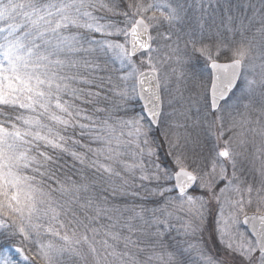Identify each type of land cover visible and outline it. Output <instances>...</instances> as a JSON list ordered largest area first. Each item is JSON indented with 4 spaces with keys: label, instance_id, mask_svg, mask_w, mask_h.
Wrapping results in <instances>:
<instances>
[{
    "label": "snow or ice",
    "instance_id": "6c2138e0",
    "mask_svg": "<svg viewBox=\"0 0 264 264\" xmlns=\"http://www.w3.org/2000/svg\"><path fill=\"white\" fill-rule=\"evenodd\" d=\"M186 18L180 0H0V264H264V214L246 212L254 190L264 208V166L256 189L232 137L220 132L205 153L198 140L190 148L188 137L170 135L173 101L158 74L196 53L225 70L192 101H202L200 123L215 126L241 81L264 97V15L259 65L243 36L229 64L213 60L195 29L183 32L181 50L175 26ZM101 58L119 62L121 84L96 75L106 70ZM118 197L131 203L108 207ZM113 211L132 215L121 221ZM241 215L251 228L234 236ZM103 218L111 223L90 227ZM209 231L230 260L208 246Z\"/></svg>",
    "mask_w": 264,
    "mask_h": 264
},
{
    "label": "trees",
    "instance_id": "16d2710c",
    "mask_svg": "<svg viewBox=\"0 0 264 264\" xmlns=\"http://www.w3.org/2000/svg\"><path fill=\"white\" fill-rule=\"evenodd\" d=\"M200 1L199 3H196L195 1H187L184 0L186 6L189 7L187 12V18H194L193 23L191 24V28L188 27V22L186 24L187 27H184L180 29V24L176 25L175 28L177 31L181 33V39L179 41V47L181 50H183L184 46V37L183 32L184 31H190L191 29H195L197 32V35H201L199 32L201 31L203 36L205 37L203 40V44L207 45L213 60L217 61H229L231 60V49H233L237 43H239L241 36L246 37L245 43L251 41L253 46L252 51V57L254 60L257 61L260 57V43H261V36L260 33L257 31L258 28H260V19L261 16L264 15V0H211V1ZM145 2H151V0H145ZM201 7L203 8V11H201ZM158 14V13H157ZM203 17V19L200 20V18ZM233 19H239L234 20L231 22L229 18ZM197 18V19H196ZM204 18H207L204 20ZM103 22V21H102ZM235 23V27L233 26ZM243 24V28L245 27V30H243V33L240 34V27L239 25ZM167 24H165L164 28H167ZM211 27L215 30L216 34L209 33ZM164 30L163 28L161 29ZM217 30V31H216ZM233 33L232 34H229ZM155 35V33H153ZM232 42V43H229ZM217 46L220 48L219 55H217ZM197 47H200V45H197ZM189 53H191V48L188 49ZM182 54V53H181ZM255 60V61H256ZM208 61L207 55L196 53L195 55L191 56V59L188 57H184V63L182 65L187 68L188 77L194 76L195 71L203 68V66ZM173 61L166 62L165 65L169 66L172 64ZM98 63L101 65V69L106 70H98L96 75L108 77L111 76L113 85L121 84V81L118 79L121 76V71H119L120 67L118 66V63H112L109 60H106L105 58H101ZM205 69V68H204ZM208 71V70H207ZM200 77V76H199ZM200 81L201 78H198ZM208 78H206V84L208 83ZM196 81V79H195ZM242 85V82L241 84ZM239 89V87L237 88ZM241 95L239 98V101L235 104V118H239L242 121H249L250 127L252 128V121L249 120L248 117H254L257 115V111H255L256 105L252 107V105H249L250 108H247L248 101L251 99V93H247L245 91L241 90ZM114 99L112 97L109 98V103L111 100ZM245 103V104H244ZM257 104V103H256ZM81 107H86L85 105H80ZM97 107H105V103L101 102L100 104L96 105ZM189 119L187 120H181L182 125L179 128H184L185 131H189L191 133V140L189 142V147H197L196 141H199V148L203 149V151L206 153L207 149L210 145H212V139L209 137L210 134V128L203 127L199 124V122L196 120V118L200 119V113H196V115L190 111L189 112ZM241 122V121H239ZM190 127V128H189ZM189 128V129H188ZM237 131V129H235ZM180 136V135H179ZM181 137V136H180ZM183 142V141H182ZM92 147H96V144H92ZM243 146H247V148L250 150V152L253 151L255 146L253 147V144H249L248 141H245ZM123 150V149H122ZM63 163V162H62ZM68 165L71 166L72 160L68 159L67 161ZM239 163L241 165L242 170L247 176V180L249 184H254L255 188L258 186L257 181V175L254 169L251 167L250 170V164H247L245 159L239 158ZM78 167V165H77ZM239 175V171L237 173ZM138 175V173H137ZM75 178V177H73ZM125 203H131V201L128 198H120L111 201V203L108 205V207H112V205H115L116 208H122V206ZM138 204L139 201H136ZM138 210V209H137ZM94 214V213H90ZM109 215L113 216V218H119L121 221L126 219L128 216L132 215L131 212H123L121 215L120 212L113 211L109 213ZM111 221L107 220V218H103L100 221L97 222L95 225H90V227H99L101 224H109ZM138 223V221L136 222ZM177 226V225H175ZM106 229H102L101 235H98L96 237L97 240H101L105 237H103V231ZM112 231H117L121 234V236L128 235L127 229L120 228L119 226H116L112 229ZM91 235V233H89ZM175 235V233H173ZM132 239H137L136 235L132 236ZM204 239L207 241L208 246L212 249L213 252H216L217 250H220L219 247H222L218 239H215L212 235V233L209 231L207 234L204 235ZM109 243H114L111 238H108ZM214 244V245H211ZM124 241L121 239L118 242V250L123 249ZM16 247H23L25 249V254L32 255L34 253V249L29 251L31 246L26 242H20L19 238H17ZM143 247V245H141ZM18 258V257H17ZM141 259L144 258L143 255L140 256ZM39 264V261L37 262Z\"/></svg>",
    "mask_w": 264,
    "mask_h": 264
},
{
    "label": "rangeland",
    "instance_id": "374dc122",
    "mask_svg": "<svg viewBox=\"0 0 264 264\" xmlns=\"http://www.w3.org/2000/svg\"><path fill=\"white\" fill-rule=\"evenodd\" d=\"M187 1H195L196 3H199L203 0H187ZM207 1V0H204ZM211 1V0H209ZM208 1V2H209ZM161 2H168V0H161ZM182 4L185 5L186 11L189 9L188 6H186L184 0H180ZM197 19V18H196ZM207 18H204L206 20ZM201 20V19H200ZM238 20L239 19H233L231 20ZM194 18H186L184 21H182V24H180V29L187 27V22L190 23V25L193 23ZM183 25V27H182ZM235 27V23L233 25ZM241 31L240 34L243 33V30H245V27L243 28V24L239 25ZM217 31V30H216ZM202 34V32H199ZM209 33H215V30L213 27H211ZM229 34L230 33L229 31ZM184 48V46H183ZM260 55V53H259ZM233 59L232 52H231V60ZM256 60V59H255ZM254 58L252 62H254L256 65H259L261 61H255ZM211 60L208 59L206 64L203 66L201 71L197 70L195 71L194 76L188 77V70L186 67L182 65V63H176L175 60H173L172 64L167 66L165 63H163L159 67V76L161 78V86L164 88V92L162 95L165 98V101L171 100L173 101L172 107L165 108V111L167 113L172 114L170 117V120L168 123L172 124L173 127L171 129H167L173 137L176 135H180L181 137H188L189 142L191 140V133L189 131L184 132V128H179L182 125L181 120L189 119L190 115L189 112L192 111L195 115L198 112L197 110L201 107V103H194L192 101H195L198 97H202L206 92H208L209 84H210V70L208 68V64ZM118 66L120 67L119 62L117 61ZM205 68V69H204ZM144 70V69H141ZM208 70V71H207ZM258 70V69H257ZM124 73H121L123 75ZM200 76V77H199ZM198 78H201L200 81ZM206 78H208V83L206 84ZM196 79V81H195ZM166 81V84H165ZM242 85H240L239 89L235 91L234 94L231 95V98L227 101V103L221 102V111L216 113V116L220 117L221 119L217 120L216 125L210 128V134L209 137H211L212 144H215L216 137L219 135L220 132L224 133L223 139L227 140L229 137H232L233 141V147L235 150L240 153L239 158L245 159L247 164H250V170L251 167L254 169L257 175V181L258 186H256V189H259L261 187V176H260V169L262 166H264V137H261L258 133V129L260 125L264 124V115H262V112H264V97L261 96L259 89L256 90L251 95V99L248 101L249 104H247V108H250L249 105H256L255 111H257V115H255L253 118L248 117L249 120L252 121V128L250 127L249 121H242L239 118H235V104L239 101L241 90L243 89V81ZM122 83V82H121ZM129 85L131 84V81L127 82ZM246 92V91H245ZM257 103V104H256ZM245 104V103H244ZM137 111H139L140 105L138 102L136 103ZM196 120L199 122V124L203 127H207V122H204L203 124L200 123V119L196 118ZM241 121V122H239ZM223 125L222 128H220V125ZM176 125H180L177 127ZM167 128V125L165 126ZM190 128V127H189ZM188 128V129H189ZM237 129V131L235 130ZM253 129H256L257 131H253ZM240 140L248 141L249 144H253V147L256 148L253 149L252 152L247 148V146H243L239 144ZM221 146H223V141H220ZM129 162H131L129 158ZM223 186V185H221ZM234 198H236L234 196ZM244 198L247 200L248 195L245 192ZM252 205L250 207L246 208V212L249 211H257L258 205H257V194L254 190L252 193ZM260 213L264 214V208L260 209ZM242 216V215H241ZM177 227L179 225L177 224ZM208 232H205L207 234ZM236 233L240 234H247L246 228L240 223L236 225L235 228L232 229V234L235 236ZM204 234V235H205ZM214 245V244H211ZM220 250V256L222 259L230 260L231 258L226 256L224 254L223 245L222 247H219Z\"/></svg>",
    "mask_w": 264,
    "mask_h": 264
},
{
    "label": "water",
    "instance_id": "95a60500",
    "mask_svg": "<svg viewBox=\"0 0 264 264\" xmlns=\"http://www.w3.org/2000/svg\"><path fill=\"white\" fill-rule=\"evenodd\" d=\"M232 61V60H231ZM231 61H225V62H219V61H215L216 63L218 64H229L231 63ZM211 64H212V61L209 63V69H210V72H211V81H210V85H209V89H208V92L210 93V89H211V82L212 80L217 76V75H220L222 72H224L225 70H216V69H213L211 67ZM144 71V70H143ZM147 87V85H146ZM138 90V89H137ZM141 104L143 103V101H139ZM257 214H263V213H258V212H255V211H249L247 212V215L249 217L253 216V215H257ZM240 223L246 228L247 232L250 230L251 228V225L250 224H245L244 223V218H243V215L240 217Z\"/></svg>",
    "mask_w": 264,
    "mask_h": 264
},
{
    "label": "flooded vegetation",
    "instance_id": "af4514ba",
    "mask_svg": "<svg viewBox=\"0 0 264 264\" xmlns=\"http://www.w3.org/2000/svg\"><path fill=\"white\" fill-rule=\"evenodd\" d=\"M140 105V104H139ZM141 106V105H140Z\"/></svg>",
    "mask_w": 264,
    "mask_h": 264
}]
</instances>
